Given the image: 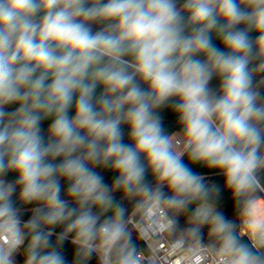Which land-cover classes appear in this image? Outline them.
<instances>
[{"label":"clouds","instance_id":"1","mask_svg":"<svg viewBox=\"0 0 264 264\" xmlns=\"http://www.w3.org/2000/svg\"><path fill=\"white\" fill-rule=\"evenodd\" d=\"M0 264H264V0H0Z\"/></svg>","mask_w":264,"mask_h":264},{"label":"trees","instance_id":"2","mask_svg":"<svg viewBox=\"0 0 264 264\" xmlns=\"http://www.w3.org/2000/svg\"><path fill=\"white\" fill-rule=\"evenodd\" d=\"M97 28H98V26H94V31L97 30ZM215 42L217 43V46H220L219 41H215ZM212 83H213V85H215L217 82L214 80ZM165 116H166V119H165L166 129L169 132L174 131V130H178L175 123H174L175 118L173 116H171L170 114H168L167 112H165ZM44 127L45 128L47 127L46 123H45ZM125 132H127L126 128H125ZM194 171L201 173V174L206 173V170L200 166H194ZM207 174L209 175L212 182L219 183L222 186V184H223L222 177L214 176L212 173H207ZM114 175H115L114 173H104L105 180L107 182H111V179L114 177ZM223 210L225 211V213L227 215L231 214L232 203L230 200V194H228V193L223 194ZM25 219H27V217H25Z\"/></svg>","mask_w":264,"mask_h":264}]
</instances>
